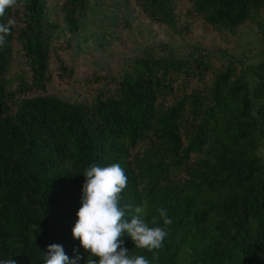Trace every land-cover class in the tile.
<instances>
[{"label":"trees","instance_id":"obj_1","mask_svg":"<svg viewBox=\"0 0 264 264\" xmlns=\"http://www.w3.org/2000/svg\"><path fill=\"white\" fill-rule=\"evenodd\" d=\"M59 1L74 34L86 0ZM127 1L176 37L202 23L224 46L212 43L219 58L198 45L184 55L145 47L115 74L74 81L61 62L51 68L55 23L45 0L7 9L0 23H16L0 48V260L44 264L58 244L86 264L89 253L72 238L83 173L119 163L128 177L121 205L147 200L150 226H163L161 207L172 220L155 259L125 235L129 254L151 264H178L183 250L186 264H264V165L256 155L264 150V56L246 64L228 52L242 27L264 40V0ZM15 53L28 79L11 78ZM68 81L72 101L57 95Z\"/></svg>","mask_w":264,"mask_h":264},{"label":"rangeland","instance_id":"obj_2","mask_svg":"<svg viewBox=\"0 0 264 264\" xmlns=\"http://www.w3.org/2000/svg\"><path fill=\"white\" fill-rule=\"evenodd\" d=\"M24 0H17L18 9ZM59 0H45L46 13L55 23L51 35V68L58 70L61 62L66 67L63 74L71 71L74 81L82 80L92 73L103 72L115 74L125 65V60L138 54L143 48L150 47L164 53L166 46L172 52L184 55L192 46H202L210 55L219 58L213 51L215 46L223 48L221 41L212 40L204 25L198 23L191 36L181 34L176 37L162 28L151 26L127 0H86L87 8L79 21V29L69 34L61 20ZM187 18H182L184 20ZM207 51V52H208ZM229 54L243 63L259 62L264 56V40H260L256 30L250 26L242 27L235 39L228 45ZM27 64L15 53L11 64V78L24 76L27 78ZM59 74L53 75L54 81L62 80ZM62 75V74H61ZM15 81V80H13ZM70 81L63 87L59 84L60 98L73 100V93L68 91ZM13 86V84H12ZM256 155L264 165V150L256 149ZM189 259L188 250H183L178 264H186Z\"/></svg>","mask_w":264,"mask_h":264},{"label":"clouds","instance_id":"obj_3","mask_svg":"<svg viewBox=\"0 0 264 264\" xmlns=\"http://www.w3.org/2000/svg\"><path fill=\"white\" fill-rule=\"evenodd\" d=\"M17 0H0V18L7 9L15 7ZM16 23L9 18L0 23V48L11 34ZM81 206L76 213V223L72 228V238L79 239L80 247L89 253L86 264H151L144 255H132L122 247L121 237L127 235L136 249H144L154 254L164 245L168 235L167 226L172 223L165 208L158 214L163 226H150L145 216L149 203L140 205L131 202L121 205V193L127 187L128 177L119 163L101 167L91 164L83 173ZM152 225L157 224L153 217ZM44 264H77L81 259H70L62 245L53 244L47 248ZM0 264H17L11 257L0 260Z\"/></svg>","mask_w":264,"mask_h":264}]
</instances>
